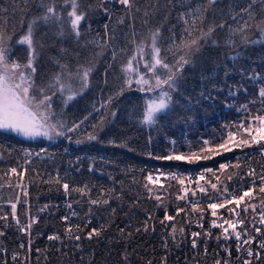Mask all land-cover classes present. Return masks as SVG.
<instances>
[{"label": "trees", "instance_id": "trees-1", "mask_svg": "<svg viewBox=\"0 0 264 264\" xmlns=\"http://www.w3.org/2000/svg\"><path fill=\"white\" fill-rule=\"evenodd\" d=\"M6 1L10 0H0V7L7 6ZM229 1L218 0L205 24V28L209 23H224L225 27L216 28L211 39L201 41L199 50L189 57L190 63L184 64L178 72L173 67L178 89L173 97H184L183 103L175 106L174 113L182 123L169 121L172 128L168 127L162 140L157 139L156 142L149 141L148 131L140 123L145 103L143 91L131 93L133 89L129 90V85L125 84V74L121 69L133 56L136 57L133 64L139 75L142 65L151 63L148 36L151 30L161 25L162 36L158 41L161 56L168 64H176L182 53H174L169 48L173 41L179 43L181 36H186L182 32L184 25L177 18L183 10L179 4L168 5L167 0H136L140 11L136 12L134 8L129 16L116 2L103 5L109 10L106 13L99 0H83L82 9L87 16L81 22L78 39L70 34L67 9L63 10V29L57 24L40 27L36 37L42 47H38L33 77L36 87L47 89L54 82V75L61 71L60 65H67L73 74L81 66H90L92 71L89 87L73 100L65 103L66 98L60 101L53 99L51 102L54 118L64 124L62 131L80 124L77 134L69 132L51 143L24 140L0 131V216L8 218L0 219V232L4 233L0 236V249L4 248L8 254L19 252V244H23L20 254L25 256L27 237H30L32 264H193L201 259L202 253L192 250L188 244L189 231L193 229L200 209L195 207L197 210L193 211L194 206L188 205L185 199H177V196H183L177 181H164L159 187L146 178L157 168L215 170L220 168H216L217 165L243 154L239 160H234L232 166L224 168L227 173L221 176L220 181H212L208 174L210 185L206 192L215 194L222 191L228 180L264 169V158L249 154L261 145L232 150L216 156L214 160H198L192 164L152 158L169 155L171 141L181 146L177 153L190 151L187 141L193 149H201L204 153L216 152L217 145L226 138L224 127L231 121L242 118L246 127L254 122L253 117L264 114V104L258 95L259 88L264 86V57L260 55L264 47L256 43L260 37L254 27L250 32L235 34L231 44L228 43L230 19L238 12L225 15ZM15 2L17 6L14 7ZM61 2L57 0L58 10ZM203 2L193 0V4ZM37 4L38 0H27L26 6L24 0H13L7 9L10 29L15 30L23 16L21 30L25 32L28 22L40 11ZM145 11L148 16L144 15ZM121 17L124 18L123 24L119 23ZM61 30L63 35H60ZM93 37L102 43L100 47L91 43ZM141 41H144L143 59L137 53ZM12 47L11 59L26 63V46L16 44ZM113 53L116 54L115 59ZM155 71L164 78L168 75V70L163 68ZM136 72L129 74L133 83ZM144 74L152 83V72ZM65 78L68 79L67 75ZM127 97L135 98V105L125 101ZM98 103L107 107L94 113V105ZM86 116L88 119L84 120ZM101 117L104 118L103 125L94 129L93 125H99ZM243 130L237 136H243ZM180 131L182 133L178 137ZM92 132L97 138L89 141L87 136ZM76 140L81 143L77 144ZM204 141H208L210 151L205 149ZM13 168L16 172H9ZM17 183L21 184L24 194H17L11 188ZM64 183H68L70 189L85 188L86 194L72 191L65 194ZM145 184L152 189L151 194ZM212 184H216L215 190ZM97 199H107L109 203H89ZM12 203L17 205L16 213L21 223L35 218L36 222L28 233L5 227L10 222ZM248 204L251 208L262 207L264 193L255 189ZM73 210L76 216L71 214ZM165 210L174 219L164 221ZM173 226L176 232L170 235ZM181 228L183 233L179 231ZM69 229L71 239L67 232ZM93 229H102L101 234L88 239V233ZM52 235L59 239L49 240L48 236ZM77 235L79 240L75 239ZM259 253L262 258L258 264H264V249L261 248ZM209 255L215 259L216 254ZM2 257L0 253V261Z\"/></svg>", "mask_w": 264, "mask_h": 264}, {"label": "snow or ice", "instance_id": "snow-or-ice-1", "mask_svg": "<svg viewBox=\"0 0 264 264\" xmlns=\"http://www.w3.org/2000/svg\"><path fill=\"white\" fill-rule=\"evenodd\" d=\"M100 6L103 8V11L106 13L109 11L106 7H103L105 3L111 2V0H99ZM117 4L122 6L123 9L127 11L129 16L132 15V10L135 8L136 12L140 11V8L136 6V0H115ZM218 0H204L203 3L193 4V0H167L168 5H172L173 3L179 4L181 8L186 10L179 12L178 20L181 21L184 25L182 32L186 33L182 35L179 43L173 41V46L169 48V51L181 52L182 54L176 61L175 65H170L166 62L165 58L161 56V47L159 46V39L162 36V27L163 25L151 30L148 36V40H150L151 47V56L152 60L150 64H146L145 66L152 72V78L155 80V83L152 84L149 79H146L144 76L139 75L136 72V67L133 64V61L136 59L135 56L131 57L125 65L122 66L121 71L125 74L124 82L126 85H131L133 83V79L131 77V73L136 72L135 84L138 86L137 90L144 91V85H148L147 91L153 92L157 89H161L160 94L153 99H149L146 102V106L142 113V119L140 121L143 125H152L156 122L157 114L164 112L172 102V97L169 91H163L165 85H167L168 89L171 91H175V79L176 72H173V67L176 68L178 72L182 69L184 64L190 63L189 57L193 52L198 51L200 47L201 41H207L211 39L215 33L216 28H224V23L214 24L209 23L205 28L206 21L208 19V15L213 11L214 6L217 5ZM25 6L27 5V0H24ZM83 0H62L59 6H57V0H38V8L40 9L39 13L35 14L33 18L28 22L26 31L23 35L19 37L16 43L20 45H24L27 48V61L26 63H20L17 60L10 59V45L7 41L11 40V35L7 31L8 19L5 16V13L8 11L7 9H0V131L11 132L18 136H22L25 139H36L37 137H44L46 139H53L54 137H64L65 132L62 131L64 128V124L60 121H53V117L55 113L52 111V96L47 95V90L45 88L38 89L40 93V97L38 98L34 94V90H36V85L34 82V74L36 72L35 60L38 53V47H42L38 43L36 33L39 31L41 26H49L51 24L60 25L61 29H63L62 21L65 19L64 9L66 11L67 24L70 29V34L74 35L77 39L81 36L80 26L81 22L86 19L87 12L82 9ZM23 11V10H22ZM145 16H148L149 13L147 11L144 12ZM244 16L247 19H244ZM237 17H240L243 20V23L238 25L237 29H230L233 32L243 33L246 30L251 28H255L258 30L259 34L264 37V0H247L245 6L239 8V11L236 12V15L232 16L231 19L233 21L237 20ZM259 17V19H258ZM168 16H165L167 20ZM21 23H23V16L21 17ZM119 23H124V18L121 17ZM147 23V21L145 22ZM107 28V25L105 26ZM63 30H61L60 35H63ZM107 43V42H105ZM133 43H135V39H133ZM137 53L140 55L141 59L144 56V41L137 46ZM115 53H113V59H115ZM59 63V62H57ZM61 71L56 73L53 77L54 82L48 85V88L58 89L62 95L67 93L65 103L74 99L75 94L72 88V81H79V90L82 92L84 89L89 87V76L92 71V68L89 67H79L76 72L73 74L69 71L67 65H60ZM157 68H163L168 70V75L166 78L157 74L155 71ZM67 75L68 81L66 82L64 77ZM123 89H121V92ZM235 95V93H231ZM53 95H55V91H53ZM119 95V93L117 94ZM258 95L262 104H264V86H261L258 91ZM111 102V97H109V103ZM101 107H107V105H101ZM244 110H247V105L243 106ZM94 111L99 112L100 109H95ZM111 115H115L114 112ZM88 117H84V120H87ZM254 123L248 124L244 131L247 133L250 139H245L241 137L239 140L236 139V134L231 132L228 133V139L223 143L217 145L219 149H224L225 151L231 150L226 147L230 141H235L234 147H251L252 145H261V155H264V114L257 115L252 118ZM83 121H81V124ZM104 123V118L101 117L99 125H93V128H97L102 126ZM80 127V124H75L73 127L67 129L68 132H73L77 128ZM95 132L89 133L87 139L89 141L96 140ZM69 139H71L69 137ZM77 144L81 143L80 140L75 141ZM175 143V141H173ZM205 145L208 144V141H204ZM43 151V150H42ZM31 155V153H27ZM39 155V153H37ZM151 156V153L148 154ZM153 159L160 160H169V161H184L186 163L192 164L197 162L200 159H209V156L201 157L197 153H170L167 156L157 157L152 156ZM226 165L221 164L220 168L224 169ZM239 167V164L236 165ZM12 173L16 172V169L13 168L10 170ZM89 171H92L89 168ZM207 171H212L211 169H207ZM251 175H255L254 172L250 173ZM176 179L178 183L183 185V179L178 178L175 175L172 177ZM202 178V177H201ZM231 177H229L230 179ZM149 183H153V177L149 175L147 178ZM158 179V178H157ZM57 184L60 183L59 180L56 181ZM65 194H68L70 191L79 192L81 195L86 194L85 188H71L68 183H64L62 185ZM149 193H152V189L148 188V185L144 186ZM211 187L215 190L216 184H212ZM199 191L204 192L205 189L198 185ZM187 191V190H185ZM259 191L264 193V176L261 177V185L259 187ZM27 194V193H25ZM195 195V192L192 193ZM253 194L252 189H249L243 193V195L238 197H233L232 200H225L223 203H210L208 207L212 209V215H217V209L224 207L225 204H230L235 202L237 206L240 205L242 201H244L245 197H251ZM120 199V197H116ZM157 200H160L159 196L155 197ZM184 196H177L178 200L184 199ZM90 204L93 205H107L109 201L107 199H97L90 200ZM17 205L15 203L11 204L12 208V219L16 221L19 231L21 233H27L32 224L36 222L35 218H32L27 225H20L19 220L17 219L16 213ZM47 207V206H45ZM69 208L72 207L71 204L68 205ZM182 210V209H181ZM197 209L195 206L193 207V211ZM43 211V209H41ZM115 212V209L112 210ZM229 211H232L231 209ZM244 211H247V207L244 208ZM73 215H76L73 213ZM0 219L7 220L6 216H0ZM63 219H68V217H64ZM174 219L172 216L167 214V210H165L164 221H169ZM164 221H161L163 223ZM260 222L264 224V215L261 216ZM240 224H243V221H239ZM224 224L228 225V228H232L235 230L236 222H230L225 220ZM212 227H221L224 233H228V228H225L223 224H217L215 221L212 223ZM102 230V229H101ZM101 230L93 229L88 233L87 238L91 239L93 235L99 236L101 234ZM123 231V230H121ZM183 233L184 229L181 228L179 230ZM259 232L260 229H257ZM69 234V238L71 239V230H67ZM176 232L175 226L172 228V232L170 235H174ZM4 233L0 232V236H3ZM199 233L193 232L192 236L197 237ZM205 236L210 235V233H204ZM228 235H224V239H228ZM236 240L239 242L241 240V234L236 233ZM49 240H58L59 237L52 235L48 236ZM75 239L79 240L80 236H76ZM220 239V237H217ZM29 244L32 243L31 239L28 241ZM244 244H250L251 240H244ZM166 246V245H165ZM23 247V245H21ZM192 247L196 248L197 244L195 240L192 242ZM260 248L264 249V242H261L259 245ZM227 250V249H226ZM237 251H240V245L237 246ZM249 257L255 256L257 259L260 258L259 252H253L251 250L247 251ZM15 259V257H14ZM216 264H221L219 260L216 261ZM224 264H228V261H224ZM243 264H251L250 260H244Z\"/></svg>", "mask_w": 264, "mask_h": 264}, {"label": "built area", "instance_id": "built-area-1", "mask_svg": "<svg viewBox=\"0 0 264 264\" xmlns=\"http://www.w3.org/2000/svg\"><path fill=\"white\" fill-rule=\"evenodd\" d=\"M243 129L244 119L237 118L229 126L224 127L223 133L225 136H228V133L231 132L236 134L237 137L238 132ZM249 154H258L264 158V155H261V147L250 151ZM242 156L243 154H238L229 161L221 164L226 165V167L232 166L234 160L237 158V160H239ZM221 164L217 165L216 168H219ZM207 169L213 170L214 168H203L199 170L188 171L163 170L157 168L156 172L151 174L155 180L154 182L157 185H162V183L159 181V178L162 176L169 175L171 180H175L172 178L173 175L178 178H182L184 182L181 187V191L186 199L187 204L200 209V214L194 222L192 227L193 229H191L188 234L189 247L198 253H202L201 259L196 260L193 264H216L217 260H219L221 264H224V261H228V264H243L244 260L246 259L250 260L251 264H258L261 261L262 255H260L259 259H257L255 256L249 257L247 251L251 250L254 253L259 252L261 249L259 245L261 242H264V224L260 222L261 216L264 215V204L262 207L251 208L250 204H248L250 197H245L244 201H242L239 206L233 202L232 207H222L221 209L216 210V216L212 215V211L209 210L208 205L209 202L223 203V200L225 199H233L234 196H241L249 189H252L253 196L254 190H259L261 185V177L264 176V169L258 173H255V175L246 173L249 178H246V175H240L236 180H228L227 185L224 186L223 184L222 191H216L215 194H209L206 192V187L209 186L206 185V182L209 179L206 172H211L207 171ZM10 170L11 169H9V172H11ZM198 185L203 187L205 191H199ZM193 192H195V195L192 194ZM245 207H247V211H244ZM230 209L232 211H229ZM73 213L76 214L74 210L71 211L72 215ZM9 219L10 222L5 227H12L19 231L16 221L12 219V212H10ZM225 220L236 222L235 230L228 228V225L224 224ZM213 221H215L217 224H223L225 228H228V233H224L221 227H212ZM239 221H243V224H240ZM28 223V221L24 223L20 222V225H27ZM257 229H260V231L258 232ZM193 232L199 233L200 235L193 237ZM206 232L210 233V235L205 236L204 233ZM236 233L241 234V240L239 242L235 238ZM224 235H228L229 238L224 239ZM217 237H220V239H217ZM27 239L29 241L30 237H27ZM248 239L251 240V243L244 244L243 241ZM193 240H195L197 244L196 248L192 247ZM28 241L26 242L25 256L23 254L21 256L20 254L21 251L23 252V244H19V252L13 251L8 254L4 248L0 249V253L3 256L0 264H17V261H20L19 264H32V243L29 244ZM238 244L240 245V251H237ZM21 245H23V247H21ZM209 253L216 254L215 259H213Z\"/></svg>", "mask_w": 264, "mask_h": 264}, {"label": "rangeland", "instance_id": "rangeland-1", "mask_svg": "<svg viewBox=\"0 0 264 264\" xmlns=\"http://www.w3.org/2000/svg\"><path fill=\"white\" fill-rule=\"evenodd\" d=\"M12 2H13V0H10V1H6V3H7V6H2L3 8L5 7V9H10V7H11V5H12ZM111 2L112 3H114L115 2V0H111ZM246 3H247V0H230L229 1V3H228V7L226 8V12H225V15H229V14H234L236 11H239V8L240 7H242V6H245L246 5ZM16 4V2L13 4V6L15 7V6H17V5H15ZM6 5V4H5ZM117 6H120L119 4H117ZM2 7H0V9H2ZM121 9H122V6H121ZM181 9H183L184 10V8H181ZM182 10V11H183ZM186 10V9H185ZM5 16L7 17V19H8V24H7V31L8 30H11V31H8V33L11 35V40L10 41H7V43L10 45V47H12V45L14 46V45H16V44H18V43H16V41L19 39V37L22 35V34H24V32L22 33V30H21V27H22V23H17V26H16V29L14 30V29H10L11 28V23L9 24V17H8V14H7V12H6V14H5ZM244 19H247V17L246 16H244ZM231 20V23H230V26H229V34H228V36H227V38L229 39L228 40V43L229 44H231V42H232V38H233V36H235V34H238L239 32H233V31H230V29H237L238 28V25L239 24H241V23H243V20L240 18V17H237V20L236 21H234L233 22V20L232 19H230ZM182 23V22H181ZM183 24V23H182ZM13 26L15 27V25L13 24ZM18 28H20V29H18ZM252 29V28H251ZM251 29H249V30H246L245 32H250V30ZM253 30V29H252ZM259 35V41L258 42H256L257 44H259V47H261V46H263L264 47V37H262L260 34H258ZM92 40H91V43L93 44V45H95V46H98V47H100L101 45H102V43L101 42H99V40H98V38L96 37H93V38H91ZM13 48V47H12ZM261 56H263L264 57V51H262L261 52V54H260ZM9 56H10V59H11V55H10V52H9ZM147 73V72H149V70H148V68L145 66V64H143L142 65V68H141V70H140V75L141 76H144L145 78L147 77L146 75L147 74H144V73ZM64 79H65V81L67 82L68 81V79H66L65 77H64ZM72 88H73V90H74V92H76V93H81V91L79 90V81L78 80H73L72 82ZM135 83V82H134ZM131 84L130 86H128V88H129V90L130 89H133L132 90V92L131 93H135V92H138V91H140V90H137V85L136 84ZM155 83V80H153V82H152V84H154ZM131 86H134V88H131ZM144 87V91L142 92V94H143V96H144V101H145V103H144V108H145V106H146V102L149 100V99H153V98H155L156 96H158L159 94H160V91H161V89H157V90H155V91H153V92H149V91H147V88H148V85H144L143 86ZM38 89H40L39 87H36V90H34V94L38 97V98H41L40 97V93H39V91H38ZM47 95H49V96H52V100L53 99H56L57 101H60V100H64L65 98H66V96H67V93H65L64 95H62L61 93H60V91L58 90V89H51V88H48L47 87ZM178 90V89H177ZM177 90H175V91H171L170 89H168V87H167V85H165L164 86V88H163V91H169L170 92V94H171V97H172V102L170 103V105H169V107L164 111V112H162V113H159V114H157V117H156V122L154 123V124H152V125H144V127L146 128V130L148 131V134H149V141L150 142H156V140L158 139V140H162V138L164 137L163 136V133L164 132H166V129L168 128V127H171V124L170 123H168L169 121H171V122H175V123H177V122H179V119L177 118V115L174 113L175 112V106L176 105H180L181 103H183V98L184 97H179V98H176V97H173V95L175 94V92L177 91ZM53 91H55V95H53ZM76 95L77 94H75V97H76ZM52 100H51V102H52ZM125 101H129V103L130 104H134L135 105V101H136V99L135 98H133V97H127L126 98V100ZM184 104H186V103H184ZM101 103H98L97 105H94V108L95 109H100L101 111L105 108V107H101ZM104 105V104H103ZM129 109H131L130 111H132V108H129ZM128 109V110H129ZM53 110V109H52ZM174 110V111H173ZM129 111V112H130ZM94 113L96 112V111H93ZM172 115H174V117L172 118ZM53 121L55 122V121H57V117L56 118H54L53 117ZM179 123H182V122H179ZM254 122H252L251 124H253ZM68 128H70V127H68ZM67 128V129H68ZM172 128V127H171ZM244 131V130H243ZM2 132H5V131H2ZM65 132V135H67L69 132L67 131V130H65L64 131ZM5 133H9V134H13L14 136H17V137H20V138H22V139H24V140H32V141H48V142H51V143H55L56 141H59L62 137H54L53 139H51V140H49V139H46V138H44V137H37L36 139H25L24 137H22V136H18V135H16V134H14V133H11V132H5ZM78 133V131L77 130H75V131H73V132H70L69 134H77ZM182 133V131H180L179 133H178V137L180 136V134ZM74 137V136H73ZM241 137H243V138H245V139H250V137H248V135H247V133L244 131L243 132V136H238V137H236V139L237 140H239ZM228 139V136L226 137V138H224V141L225 140H227ZM223 141V142H224ZM176 142V141H175ZM189 141H187V147H189V150L190 151H182L184 154H189V153H193V152H195V153H197V154H201V152H203V151H200V150H196V149H193L192 147H191V145H189V143H188ZM222 142V143H223ZM235 144V141H230L229 143H228V145H226V147L227 148H229V149H231V150H228V151H225L224 149H217L216 150V152H207L208 154H209V159H200V160H202V161H211V160H214V158L216 157V156H218V155H220V154H224V153H226V152H229V151H232V150H245V149H247V148H249V147H244V146H241V147H234L233 145ZM170 146H171V148H170V151H169V154L170 153H177V151L179 152V148L181 147L180 145H178V143L177 144H175V143H173V141H171L170 142ZM205 149H209V151H210V146H209V144H207V145H205ZM204 149V150H205ZM200 151V152H199ZM207 153H202L200 156L201 157H204V156H208V154ZM173 162V161H172ZM176 162H184V161H175V163ZM227 172L225 171V169H221V168H219V169H215V170H213V171H211V172H206V174H207V177H208V174H210L211 175V180L212 181H220L219 179L221 178V176L223 175V174H226ZM153 177V176H152ZM155 180L153 179V183L152 184H154V185H156V186H162L163 185V183H164V181H170V182H174V181H177L176 179L175 180H171L170 178H169V175H167V176H162V177H160L159 178V181L162 183V185H157L155 182H154ZM179 184V186L180 187H182V185L180 184V183H178ZM206 185H210V182H206ZM11 188H13L16 192H17V194H24V192L25 191H22L21 190V184L20 183H17L15 186H12ZM152 188H154V187H152ZM21 191V192H20ZM153 192L155 193V191L153 190ZM154 194H152V196H153ZM185 199V198H184ZM185 201H186V199H185ZM218 209H220V208H218ZM217 209V210H218ZM211 211H212V209H211Z\"/></svg>", "mask_w": 264, "mask_h": 264}, {"label": "bare ground", "instance_id": "bare-ground-1", "mask_svg": "<svg viewBox=\"0 0 264 264\" xmlns=\"http://www.w3.org/2000/svg\"><path fill=\"white\" fill-rule=\"evenodd\" d=\"M225 200H232V199H225ZM225 200H223V202H224ZM210 203H217V204H220L221 202H209V204H210ZM224 207H232V203H230V204H225ZM220 209H221V208H220ZM209 210H211V209L209 208Z\"/></svg>", "mask_w": 264, "mask_h": 264}]
</instances>
